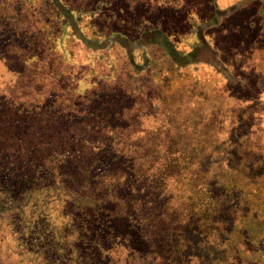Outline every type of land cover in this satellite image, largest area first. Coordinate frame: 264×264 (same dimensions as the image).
<instances>
[{
  "label": "trees",
  "instance_id": "16d2710c",
  "mask_svg": "<svg viewBox=\"0 0 264 264\" xmlns=\"http://www.w3.org/2000/svg\"><path fill=\"white\" fill-rule=\"evenodd\" d=\"M201 1L0 0V264H264V191L245 188L242 206V192L204 179L184 122L139 132L142 108L162 119L205 82L228 98L230 121L264 128V86L234 63L245 41L216 31L248 1ZM254 6L247 28L262 39L264 0Z\"/></svg>",
  "mask_w": 264,
  "mask_h": 264
},
{
  "label": "rangeland",
  "instance_id": "374dc122",
  "mask_svg": "<svg viewBox=\"0 0 264 264\" xmlns=\"http://www.w3.org/2000/svg\"><path fill=\"white\" fill-rule=\"evenodd\" d=\"M170 1L173 2V4L171 3L172 5H178V0ZM235 1L217 0L216 2L220 7H224ZM247 1L246 4H239L240 9L237 12L226 16L216 28V31L220 35L219 38L223 39L229 46L235 40L245 41L238 46L240 49L238 52L239 57L234 60V63L245 72L247 79L256 81V84L261 87L264 86V76L260 75V71L258 72L254 69L253 65H248L245 62L246 54L247 56L251 55V50H257L258 56L264 57V38H259L255 31L247 28V23H250V17L254 14V3L259 2V0ZM203 3H205V0L201 1V4ZM197 9L200 17L203 18L208 15L205 7L198 6ZM172 10L167 8L168 14H170L169 19L173 18L174 15L178 17V12L176 10L172 12ZM179 20L183 21L184 19L181 17V19L176 18L173 21L164 22L174 24V26H184L186 24H176ZM260 22L264 24V19H261ZM32 25L34 28L39 26V24L34 23ZM257 27L256 25L254 28ZM83 72L82 70L76 71L75 77H81ZM188 81L189 79L177 82L176 85L187 83ZM139 82L144 84V95L154 90V86L148 77H142ZM204 85L206 87L203 89L204 92H201L200 99L178 101L174 106L175 109L165 112L162 119L165 117V119H168L167 121L160 119L158 113H156V116L154 109H151L150 106L142 108L143 114L138 119L139 132L142 133L150 129L159 130V137L162 135V131L181 133L180 125L184 122L183 124L187 125L186 133H188L185 138L183 136L184 143L195 142L199 147V153H201L195 160L198 163L197 171L200 174L204 173V179L217 183V186L221 187L223 192L229 194L231 198L232 195L234 197V194L238 195L239 192H242V194L238 195V200L232 199V202L234 204L238 202L239 205L245 206L247 201L242 196L243 193H247L245 188L247 190L254 188L256 196H259L264 191V188L258 187L254 180L255 176L262 174L257 183L264 184V153H262L264 151V128L258 130V135L245 132V129L242 128L243 122L239 118L240 113L233 122L229 120L232 112L228 110L229 105L226 103L228 98L219 97V90H213L211 86H208L207 82ZM49 87L52 86L48 85ZM176 90L181 89L178 86ZM237 95L238 90L236 89L234 96L237 98ZM140 100L144 101V97L140 98ZM61 101V105L66 108L69 106L73 108L78 105V99L75 97L71 98L64 95ZM132 101L133 99L126 96V104L129 102L132 104ZM233 102L238 108L235 110L234 116L236 111L241 110L240 107H243V105L247 106L246 102H241L240 100V103ZM138 107L139 103L136 104V108ZM137 112L139 113V111ZM251 113L252 110L249 111V115ZM164 121L165 124L163 125ZM255 122H257V119H255ZM251 231L252 234L258 233V225L256 223L252 225Z\"/></svg>",
  "mask_w": 264,
  "mask_h": 264
}]
</instances>
